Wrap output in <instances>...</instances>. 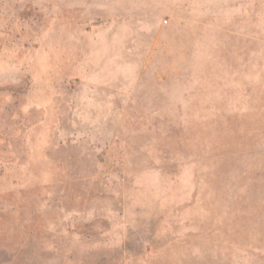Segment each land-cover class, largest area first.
<instances>
[{"label":"rangeland","instance_id":"374dc122","mask_svg":"<svg viewBox=\"0 0 264 264\" xmlns=\"http://www.w3.org/2000/svg\"><path fill=\"white\" fill-rule=\"evenodd\" d=\"M105 3L0 0V264H264V0Z\"/></svg>","mask_w":264,"mask_h":264},{"label":"crops","instance_id":"0c3cea01","mask_svg":"<svg viewBox=\"0 0 264 264\" xmlns=\"http://www.w3.org/2000/svg\"><path fill=\"white\" fill-rule=\"evenodd\" d=\"M105 1L106 3L104 4V6L111 8V10L115 11V13L117 14L120 13L125 17L129 18V20H127L128 21L127 30L132 32H135L136 30H138V28L139 30L141 29V26L136 25L135 23L137 17H141L142 15H144V13H146V11L148 12V10L150 9H154L157 11L161 9L166 11V9H168L171 6V0H105ZM130 20H132V22H130ZM231 43L235 49V53H234L235 57H238L241 51L238 49L237 45L234 42ZM243 64L239 63L238 66L240 68L242 67V70H244Z\"/></svg>","mask_w":264,"mask_h":264}]
</instances>
